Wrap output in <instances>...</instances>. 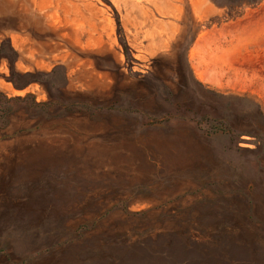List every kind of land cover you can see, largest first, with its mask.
<instances>
[{
  "label": "rangeland",
  "instance_id": "obj_1",
  "mask_svg": "<svg viewBox=\"0 0 264 264\" xmlns=\"http://www.w3.org/2000/svg\"><path fill=\"white\" fill-rule=\"evenodd\" d=\"M221 13L0 0V264H264V3Z\"/></svg>",
  "mask_w": 264,
  "mask_h": 264
},
{
  "label": "trees",
  "instance_id": "obj_2",
  "mask_svg": "<svg viewBox=\"0 0 264 264\" xmlns=\"http://www.w3.org/2000/svg\"><path fill=\"white\" fill-rule=\"evenodd\" d=\"M210 2L219 10H221L222 13L220 17L217 16L210 18L206 23V29L211 28L215 24L220 25L242 18L247 10L258 8L264 3V0H210ZM201 27L202 26L199 25L196 29L195 34L192 37V41H194L197 35L201 32ZM208 121L209 128L214 129L213 121Z\"/></svg>",
  "mask_w": 264,
  "mask_h": 264
}]
</instances>
